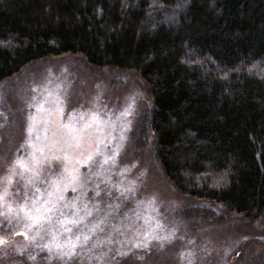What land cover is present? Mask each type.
Instances as JSON below:
<instances>
[{"label": "rangeland", "instance_id": "obj_1", "mask_svg": "<svg viewBox=\"0 0 264 264\" xmlns=\"http://www.w3.org/2000/svg\"><path fill=\"white\" fill-rule=\"evenodd\" d=\"M148 106L139 77L78 57L0 86V264H250L264 252V227L166 178Z\"/></svg>", "mask_w": 264, "mask_h": 264}, {"label": "trees", "instance_id": "obj_2", "mask_svg": "<svg viewBox=\"0 0 264 264\" xmlns=\"http://www.w3.org/2000/svg\"><path fill=\"white\" fill-rule=\"evenodd\" d=\"M63 57L139 77L178 193L264 227V0H0V86Z\"/></svg>", "mask_w": 264, "mask_h": 264}, {"label": "clouds", "instance_id": "obj_3", "mask_svg": "<svg viewBox=\"0 0 264 264\" xmlns=\"http://www.w3.org/2000/svg\"><path fill=\"white\" fill-rule=\"evenodd\" d=\"M93 119H95V117H93ZM58 239V237L56 236V235H53V241H56ZM51 247V245L50 244H44V245H42L41 246V250H44L45 248H50ZM35 256H31L30 257V259H33V260H35Z\"/></svg>", "mask_w": 264, "mask_h": 264}, {"label": "snow or ice", "instance_id": "obj_4", "mask_svg": "<svg viewBox=\"0 0 264 264\" xmlns=\"http://www.w3.org/2000/svg\"><path fill=\"white\" fill-rule=\"evenodd\" d=\"M132 103L134 104V99H133ZM131 106H132V104L129 105V107H131Z\"/></svg>", "mask_w": 264, "mask_h": 264}]
</instances>
